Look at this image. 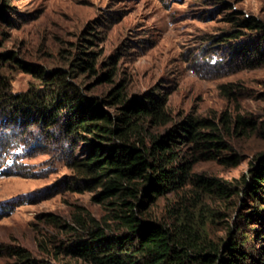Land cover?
<instances>
[{
  "label": "rangeland",
  "instance_id": "1",
  "mask_svg": "<svg viewBox=\"0 0 264 264\" xmlns=\"http://www.w3.org/2000/svg\"><path fill=\"white\" fill-rule=\"evenodd\" d=\"M232 15L264 23V0H0V50L16 51L46 69L64 67L84 36L95 43L97 64L114 60L113 81L123 80L128 93L155 87L167 92L166 108L174 120L224 113L252 122L228 139L229 154L237 157L234 164L215 158L191 165L192 176L229 184L232 195L221 197L191 179L147 208L157 222L168 223L170 215L187 217L210 240L224 243L235 229L249 235L248 228H260L253 219L244 223L239 218H248L255 205L264 218V195L253 203L242 186V176L248 181L249 168L264 154V63L247 67L229 56L226 45L208 42L233 26L228 21ZM30 79L13 72L11 91L25 90ZM76 80L92 83L80 75ZM106 88L99 83L87 92L101 96ZM52 135L34 126H0V264H18L11 255L15 248L30 252L37 264H86L59 249L72 234L39 217L52 214L75 226L78 212L100 219L105 203L94 199L97 190L69 188L67 161L80 145L72 148ZM248 247L255 256L258 244L251 240Z\"/></svg>",
  "mask_w": 264,
  "mask_h": 264
},
{
  "label": "trees",
  "instance_id": "2",
  "mask_svg": "<svg viewBox=\"0 0 264 264\" xmlns=\"http://www.w3.org/2000/svg\"><path fill=\"white\" fill-rule=\"evenodd\" d=\"M228 21L233 26L208 42L213 47L226 45L229 56L247 67L264 63V23L234 15ZM79 41L64 67L50 69L21 59L16 51L0 50V126H34L49 136L60 135L72 148L80 145L79 153L67 161L69 188L97 190L94 199L105 203L100 219L78 212L73 216L75 226L52 214L39 217L72 234L60 251L86 264H264L259 205L248 218H239L244 223L253 219L260 228H248L249 235L235 229L224 243L210 240L187 217L170 215L167 223L147 213L156 198L181 190L191 179L221 197L232 195L229 184L192 176L191 165L215 158L234 164L237 157L229 154L228 139L252 122L224 113L188 114L174 120L166 108L167 92L155 87L128 93L123 80L113 81L114 60L97 64L93 40L81 36ZM13 72L30 76L25 90L11 91ZM78 75L92 83L83 85L76 80ZM99 83L108 88L101 96L90 95L88 89ZM248 172V181L242 176L243 192L257 204L264 195V154ZM251 240L258 244L255 256L248 247ZM11 255L18 264H37L25 249L15 248Z\"/></svg>",
  "mask_w": 264,
  "mask_h": 264
}]
</instances>
